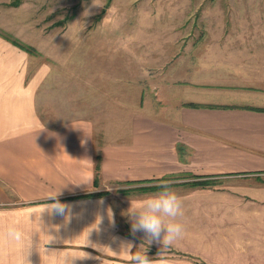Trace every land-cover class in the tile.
I'll use <instances>...</instances> for the list:
<instances>
[{"label":"crops","instance_id":"obj_1","mask_svg":"<svg viewBox=\"0 0 264 264\" xmlns=\"http://www.w3.org/2000/svg\"><path fill=\"white\" fill-rule=\"evenodd\" d=\"M51 27L36 38L21 27L0 31V216H22L31 245H4L5 264H132L136 252L151 264L264 260V236L245 234L248 214L261 234L264 223L256 218L264 213V42L247 40L248 26L210 28L205 62L222 66L227 86L211 89L233 100L187 106L172 125L144 113L130 87L109 104L94 88L88 94V74L101 70L57 47ZM99 42L73 49L102 55ZM162 180L182 201L185 228L166 248L133 234L124 214ZM59 189L64 208L50 211L47 197Z\"/></svg>","mask_w":264,"mask_h":264},{"label":"rangeland","instance_id":"obj_2","mask_svg":"<svg viewBox=\"0 0 264 264\" xmlns=\"http://www.w3.org/2000/svg\"><path fill=\"white\" fill-rule=\"evenodd\" d=\"M97 2L102 6H95L93 0H0V31L21 27L36 38L54 26L57 47L71 46L72 59H85L86 66L101 70L88 74V94L94 88L109 104L111 93L130 87L144 98V113L172 125H181L188 103L233 100L224 95L222 66L205 62L213 47L207 39L213 34L210 28L248 26L247 40L264 42V0ZM83 39L102 42L98 45L103 54L73 49ZM214 82L224 87L211 89ZM248 215L252 222L246 236H264V223L261 234L260 225L254 228L255 216ZM256 218L264 220V213ZM262 252L264 257V241ZM251 263L264 264V260L253 257Z\"/></svg>","mask_w":264,"mask_h":264},{"label":"clouds","instance_id":"obj_3","mask_svg":"<svg viewBox=\"0 0 264 264\" xmlns=\"http://www.w3.org/2000/svg\"><path fill=\"white\" fill-rule=\"evenodd\" d=\"M93 3L95 6H102L97 0H93ZM169 183L162 180L158 185L159 191L135 201L130 200V205L124 213L130 221L133 234L143 232L147 244L156 242L163 248L174 245L185 235L184 225L177 220V217L183 216L182 201L170 188ZM59 193L60 189L48 195L47 199L53 201L46 207L48 210H63L64 205L58 200ZM23 222L22 216L14 220H6L0 216V228H3V231H0V264H5L4 245H10L17 250L31 247L30 238L22 227ZM124 248L126 252L131 253L133 245L128 243ZM127 258L132 264H151L146 253L136 252Z\"/></svg>","mask_w":264,"mask_h":264},{"label":"trees","instance_id":"obj_4","mask_svg":"<svg viewBox=\"0 0 264 264\" xmlns=\"http://www.w3.org/2000/svg\"><path fill=\"white\" fill-rule=\"evenodd\" d=\"M18 44L23 48V49H25V50H27V51H29V52H34V48L33 47H31V46H28V45H26V44H22V43H20V42H18ZM187 106H189V107H195V108H200V107H203L204 105H202V104H197V103H188V104H186ZM256 110H261V108L260 109H257L256 108ZM98 159H99V156H98ZM196 184H202V185H204V184H206V182L205 181H197V182H195ZM123 192H125V190L123 191ZM107 192H102V194H106Z\"/></svg>","mask_w":264,"mask_h":264}]
</instances>
